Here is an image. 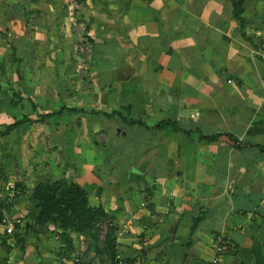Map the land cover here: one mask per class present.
<instances>
[{
    "label": "crops",
    "instance_id": "crops-1",
    "mask_svg": "<svg viewBox=\"0 0 264 264\" xmlns=\"http://www.w3.org/2000/svg\"><path fill=\"white\" fill-rule=\"evenodd\" d=\"M235 1L0 0V168L83 186L121 264H211L219 235L220 264H264V0L241 19ZM31 193L7 206L15 249L0 219V264H108L35 234Z\"/></svg>",
    "mask_w": 264,
    "mask_h": 264
},
{
    "label": "trees",
    "instance_id": "trees-1",
    "mask_svg": "<svg viewBox=\"0 0 264 264\" xmlns=\"http://www.w3.org/2000/svg\"><path fill=\"white\" fill-rule=\"evenodd\" d=\"M246 0L235 1L236 17L241 19V5ZM45 119V118H44ZM138 124L136 121L128 122ZM22 122H18L9 127L12 131ZM146 127V126H145ZM222 134L216 136H204L205 139L215 141ZM229 140L236 143L232 135H227ZM21 189H25L22 184ZM30 200L36 203L39 210L35 219L33 230L35 234L47 227H56L58 233L65 242V251L63 255H70V247L73 245V234L83 236L91 240L92 247H95L98 255L101 253L100 244H104L103 250H106L108 259L112 264L119 263L118 246L116 243L115 228L112 226L111 218L101 204H93L89 192L79 183L67 178L59 180H48L47 182H37L32 190ZM2 213L0 209V219ZM201 218L197 219L193 229H196ZM107 222V233L105 241H101V224ZM18 238V236H17ZM20 242L21 240H17Z\"/></svg>",
    "mask_w": 264,
    "mask_h": 264
},
{
    "label": "rangeland",
    "instance_id": "rangeland-1",
    "mask_svg": "<svg viewBox=\"0 0 264 264\" xmlns=\"http://www.w3.org/2000/svg\"><path fill=\"white\" fill-rule=\"evenodd\" d=\"M83 49H84V46H81ZM83 49H81L82 51H85V50H83ZM86 53V52H85ZM50 145V144H49ZM15 167H14V172L12 173V174H9V171H8V168H7V165L6 166H2L1 165V168H0V200H1V198L2 197H4V194L8 191V188H9V186H10V184L12 183V181H10L12 178L11 177H14V176H16L17 177V179H16V177H15V179H16V185H17V192H18V194L21 192L22 193V190H23V188L21 189V187H20V182H21V179H20V177H22V175H23V177L24 178H22L23 180H24V186H25V189L27 188V186H28V188L30 189V190H33V188H34V186H35V184L39 181H41V182H45V181H47L48 179L47 178H49L50 176H52L53 175V169H52V167L51 166H46V165H44V164H42V165H40V166H38V170H37V172L35 171V173H36V175H37V179H30V178H33V172H32V166H25L24 164H23V162L21 161V162H17V161H15ZM28 167H30V168H28ZM26 169H29L28 170V172H30V173H28V172H26ZM35 169V167L33 168V170ZM50 173V175H48ZM25 174V175H24ZM13 175V176H12ZM18 175H20V177H18ZM26 175H28L29 177H27L26 178ZM51 178V177H50ZM20 179V180H19ZM19 180V181H18ZM15 181V180H14ZM13 181V182H14ZM9 182V183H8ZM27 191V190H26ZM25 194H24V197L22 198V200L21 201H25V202H23L24 204H28V202L27 201H29L27 198H28V193L27 192H24ZM16 200L17 199H15L14 201L16 202ZM14 201H13V203H14ZM38 208H36V206L35 205H33L32 203H31V209H30V211H29V215H28V220L29 219H31V221H33L34 222V218H35V216H36V214H37V210ZM29 210V209H28ZM8 215H9V217H11L12 219H17V218H14V217H16V216H18V213H15V214H10L9 212H8ZM19 218V217H18ZM107 222H103L102 224H101V236L103 235V232H106L107 233V230H108V227H107ZM105 233V234H106ZM104 234V235H105ZM101 241L102 242H104L105 241V239H101ZM85 244H82V249H87V243L86 242H84ZM66 248V247H65ZM74 256V255H73ZM75 258V257H74ZM68 262H66L65 261V264H67ZM108 264H112L111 263V261L108 259V262H107ZM79 264H84V261H81ZM117 264H120V263H117Z\"/></svg>",
    "mask_w": 264,
    "mask_h": 264
},
{
    "label": "built area",
    "instance_id": "built-area-1",
    "mask_svg": "<svg viewBox=\"0 0 264 264\" xmlns=\"http://www.w3.org/2000/svg\"><path fill=\"white\" fill-rule=\"evenodd\" d=\"M257 55H259L260 57L264 58V46L262 47V49H260L257 52ZM18 177H20V175H18ZM18 196V192H17V185H16V180L10 184L8 191L4 194V197L1 198V202H3L4 206L1 210L2 213V218H1V227L3 228L4 232L6 235L10 236L11 238H13L14 242H13V248L15 249V245L18 244L17 241V234H18V230H17V226L21 224V220L18 219H12L11 217H9L8 215V211H7V206L14 201ZM107 225V224H106ZM106 232H103V235L101 236V239H105V234ZM105 234V235H104ZM226 240L225 237L222 235L216 236L213 242V257H212V261L211 264H220V260H221V256L223 255V253L225 252L226 249ZM119 263L121 264L122 259L121 256L118 255L117 257Z\"/></svg>",
    "mask_w": 264,
    "mask_h": 264
}]
</instances>
